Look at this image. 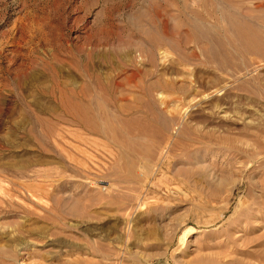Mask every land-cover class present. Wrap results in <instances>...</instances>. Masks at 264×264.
I'll use <instances>...</instances> for the list:
<instances>
[{"label": "rangeland", "instance_id": "rangeland-1", "mask_svg": "<svg viewBox=\"0 0 264 264\" xmlns=\"http://www.w3.org/2000/svg\"><path fill=\"white\" fill-rule=\"evenodd\" d=\"M0 264H264V0H0Z\"/></svg>", "mask_w": 264, "mask_h": 264}]
</instances>
